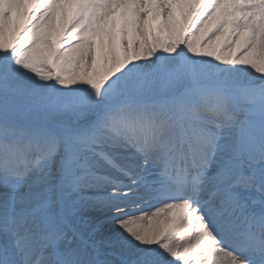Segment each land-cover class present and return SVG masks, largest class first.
<instances>
[{
    "label": "snow or ice",
    "instance_id": "snow-or-ice-1",
    "mask_svg": "<svg viewBox=\"0 0 264 264\" xmlns=\"http://www.w3.org/2000/svg\"><path fill=\"white\" fill-rule=\"evenodd\" d=\"M0 264H264V0H0Z\"/></svg>",
    "mask_w": 264,
    "mask_h": 264
}]
</instances>
